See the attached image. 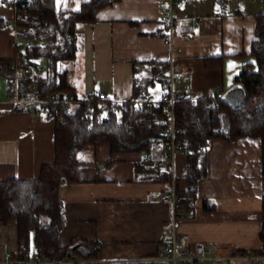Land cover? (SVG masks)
<instances>
[{
  "label": "crops",
  "instance_id": "obj_1",
  "mask_svg": "<svg viewBox=\"0 0 264 264\" xmlns=\"http://www.w3.org/2000/svg\"><path fill=\"white\" fill-rule=\"evenodd\" d=\"M85 1L59 3L65 9L77 10ZM183 2L174 33L175 51L160 35L158 0H119L101 7L95 22L78 23L76 55L61 64L62 69H68V84L74 92L87 96L104 91L109 98L129 99L134 63L144 66V61L151 59L169 61L173 72L182 75L174 88L183 94L239 90L241 83L235 77L247 61L254 60L251 51L257 38L256 19L263 12L264 0H227L226 8L217 0ZM15 15L14 7L0 2V18L9 21L8 28L0 29L1 57L17 54L13 41H19L12 25ZM207 58H220L221 66H206ZM17 86L7 83L5 94L0 93V179L37 178L41 165L55 157L54 119L37 101L21 99ZM149 91L147 98L155 102ZM165 94L162 87L161 99ZM67 107L73 111L76 105ZM110 155L108 143L79 151L78 179L60 187L67 222L59 241L63 245L74 240L97 241L94 259L98 264H144L140 259L156 254L168 238L162 229L171 227L173 209L160 198L168 183L135 180L143 151H117L106 163ZM261 158L259 137L210 141L209 170L198 182L194 213L181 215L176 221L177 231L189 247L197 240H204L222 254L262 247ZM183 163L184 154L180 153L178 168ZM205 198L216 202L215 210L203 209ZM19 247L17 222L0 221V264ZM231 263L251 264L241 259Z\"/></svg>",
  "mask_w": 264,
  "mask_h": 264
},
{
  "label": "trees",
  "instance_id": "obj_2",
  "mask_svg": "<svg viewBox=\"0 0 264 264\" xmlns=\"http://www.w3.org/2000/svg\"><path fill=\"white\" fill-rule=\"evenodd\" d=\"M116 1L119 0H87L79 9L72 10L63 8L59 0H17L16 15L27 10L31 17L26 21H17L20 29L16 34L22 43H16V48L20 49V54L11 58L0 56V75L7 79L9 87L14 86L18 80L17 90L23 100L39 101L49 93H75L68 84V69H62L61 63L76 55L77 25L95 22L97 11ZM217 1L226 8L227 0ZM8 23L9 21L0 18V29L8 28ZM255 30L257 38L253 41L251 51L254 60L247 61L235 77L241 83L239 90L226 94L213 92L197 95L194 102L191 95L186 94L175 99L177 141L179 147L187 151L181 173L176 179L179 196L177 218L194 213L198 182L209 170L207 150L212 139L233 141L244 136L259 137L262 142L263 189L259 237L264 246L263 12L257 16ZM23 58L46 59V73L22 80L17 67L26 64ZM140 64L135 62L133 65L132 96L127 99L129 105L121 117L113 109L108 110L104 116L88 113L84 98L94 97V93L87 96L75 93L81 100L73 111L68 110L67 103L37 102L46 110V115L55 121L54 160L41 165L37 178L0 179V221H15L18 225L20 247L13 255L15 258L31 257L35 251L48 255L53 260L97 257V241L74 240L70 245L60 243L59 235L67 222L60 187L63 183H72L78 179L81 162L78 153L88 145L108 143L111 155L106 163L113 160V154L117 151L161 152L166 141V104L163 100L154 103L148 99L138 108L135 100L142 93H147L151 84L163 81V75L170 69V62L151 59L144 61V66ZM205 64L211 67L221 66V59L207 58ZM58 116L63 121L58 120ZM135 180L169 183L170 176L138 165ZM216 207L215 201L208 198L203 200V209L212 211Z\"/></svg>",
  "mask_w": 264,
  "mask_h": 264
},
{
  "label": "built area",
  "instance_id": "obj_3",
  "mask_svg": "<svg viewBox=\"0 0 264 264\" xmlns=\"http://www.w3.org/2000/svg\"><path fill=\"white\" fill-rule=\"evenodd\" d=\"M17 0H2V4L9 5L16 8ZM158 18L162 23L160 30L161 37L171 45L173 51L177 48L174 44V33L179 17V10L183 7V0H158ZM264 13V7H263ZM30 13L26 10L15 16L12 25L16 31L20 29L17 21H26L30 18ZM13 43H17L14 39ZM20 49L17 51L15 57L19 56ZM26 63L23 67H17V72L21 73L22 80L27 79L29 76H38L46 73L47 61L46 59H25ZM182 77L179 73H174L170 68L164 75L162 81V87L166 91L162 100L165 102V109L167 114V127L165 130V143L159 153L144 152L145 156L141 161V166L146 170H154L159 174L165 173L170 176L168 188L161 192V201L169 203L173 209V218L171 227H164L162 232L168 236L164 245L154 255L144 257L140 259L144 264H185L187 262H194L197 264H232L233 259L247 260L251 264H264V246L250 252H235L232 254H222L218 252L213 246L208 245L204 240H197L192 247L187 245L186 239L177 231L176 221L177 213L179 212L178 202L179 196L176 190V179L178 177V155L180 153L185 154L186 149H181L177 141V130L175 127L174 118V102L175 99L183 95V92L177 91L174 88V82ZM18 80L16 85H18ZM18 87V86H17ZM10 94V92H9ZM194 102L197 95H191ZM85 108L91 115L104 116L108 110H115L121 117L122 112L128 107L129 101L127 99L109 98L104 91H99L94 97H86ZM81 100L73 92L62 93H49L46 98L37 100V102L46 103H67L75 104ZM148 100L147 93H142L140 97L135 100V105L141 108L143 102ZM36 101V100H35ZM158 103V102H154ZM58 120L63 121L61 116L57 117ZM85 262L87 264H98V260L94 258L90 259H77V258H65L53 260L50 256L35 251L31 257L28 258H15L13 254L8 253L5 256L4 264H72L77 262Z\"/></svg>",
  "mask_w": 264,
  "mask_h": 264
},
{
  "label": "rangeland",
  "instance_id": "obj_4",
  "mask_svg": "<svg viewBox=\"0 0 264 264\" xmlns=\"http://www.w3.org/2000/svg\"><path fill=\"white\" fill-rule=\"evenodd\" d=\"M15 30V29H14ZM18 41L20 42V43H22V40L20 39V38H18ZM64 62H66V61H63L62 63H64ZM67 62H68V60H67ZM61 63V64H62ZM0 81H1V83H0V93L1 94H5V87H6V84H7V79L4 77V76H2V75H0ZM149 93L151 92V93H153V95H154V97H155V102H159V101H161L162 99H161V93H162V85H161V83L159 82V81H156L155 83H154V85L153 84H151L150 86H149ZM180 155V154H179ZM178 155V156H179ZM182 159V158H181ZM180 166V165H179ZM177 172H178V176H179V174L181 173V168L179 167L178 169H177ZM187 264V263H186Z\"/></svg>",
  "mask_w": 264,
  "mask_h": 264
}]
</instances>
